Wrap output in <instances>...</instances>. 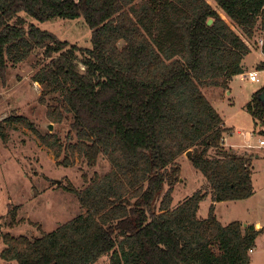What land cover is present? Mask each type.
Here are the masks:
<instances>
[{"label":"trees","instance_id":"trees-1","mask_svg":"<svg viewBox=\"0 0 264 264\" xmlns=\"http://www.w3.org/2000/svg\"><path fill=\"white\" fill-rule=\"evenodd\" d=\"M212 1L216 8L208 0H0V87L8 65L34 53L43 60L31 75L41 85L39 101L57 104L48 103L49 118L62 121L59 104L72 114L67 142L17 114L0 120V137L6 141V129L23 125L55 159L65 153L59 164L73 165L77 154L93 165L102 154L110 165L79 190L65 186L84 214L40 236L0 233L2 259L95 264L109 255L112 264H251L249 249L262 228L237 220L223 225L214 214V202L253 193L251 157L223 146L228 128L201 88H226L244 72L247 39L257 27L264 55V0ZM56 17H82L91 46L27 19ZM256 69H264V60ZM263 89L245 103L258 128ZM189 149L205 187L172 205L177 159ZM208 196L207 216L198 217ZM11 205L6 213L13 221Z\"/></svg>","mask_w":264,"mask_h":264},{"label":"rangeland","instance_id":"rangeland-1","mask_svg":"<svg viewBox=\"0 0 264 264\" xmlns=\"http://www.w3.org/2000/svg\"><path fill=\"white\" fill-rule=\"evenodd\" d=\"M214 8L212 0H208ZM228 23L231 21L221 11L219 12ZM34 22L41 29L52 32L56 37L67 40L81 47H90V29L82 17L74 20L56 17L45 21ZM254 36L248 40L251 53L243 61V70L238 76H233L226 88L204 86L201 88L208 100L217 108L225 119L229 130L225 133L223 144H232L237 150L246 149L248 144L260 155L253 159L254 193L243 200H225L215 203L214 214L225 225L234 220L260 222L264 227V145L258 146V127L255 125L245 103L259 87L264 84V69H256L262 52V33L258 27ZM122 44V42L120 43ZM253 50V51H252ZM43 63V60L32 53L21 63L9 64L6 70L7 85L0 87V120L11 114L24 115L40 133H56L62 142H67L70 112L63 111L62 121L55 122L47 114L48 103L51 107L57 104L51 100L39 101L41 85L33 81L32 74ZM82 68V66H81ZM257 71L258 81H250L249 71ZM48 124H52L49 130ZM8 128V137L3 141L0 137V233H10L13 236H40L50 232L72 218L85 213L78 202L77 196L65 189L71 185L77 190L85 184V179L93 177L94 173H105L110 165L102 154L93 165L86 164L82 158L75 157L73 165L59 164L65 153L55 159L53 152L39 142L37 136L23 125L15 124ZM253 131H256L252 133ZM249 133V134H248ZM186 153V152H185ZM185 153L177 161L181 164L180 177L172 191V205L183 201L197 189L204 188L202 175L194 167ZM250 153V152H248ZM192 154V150H191ZM250 155V154H249ZM56 180L60 183L56 184ZM210 199L201 201L197 216L205 218ZM8 204L16 206V216L13 221L7 215ZM11 207V208H12ZM244 224V223H243ZM6 247L0 236V253ZM253 263L264 264V229L256 238ZM0 264H17L15 260L5 261L0 257ZM95 264H112L110 256L104 255Z\"/></svg>","mask_w":264,"mask_h":264},{"label":"crops","instance_id":"crops-1","mask_svg":"<svg viewBox=\"0 0 264 264\" xmlns=\"http://www.w3.org/2000/svg\"><path fill=\"white\" fill-rule=\"evenodd\" d=\"M250 48H251V46H250ZM252 49V48H251ZM260 50V49H259ZM253 51V50H252ZM250 53H251V51H250ZM246 57V56H245ZM244 57V58H245ZM244 58H243V61H244ZM260 59H262V60H264V55H263V53H262V56H261V58ZM243 61H242V63H243ZM242 73H246V72H242ZM241 74V73H240ZM240 74H238V75H240ZM238 75H235V76H238ZM211 103V102H210ZM212 104V103H211ZM212 106H213V104H212ZM213 107H215V106H213ZM216 108V107H215ZM216 110H217V108H216ZM218 111V110H217ZM219 112V111H218ZM220 113V112H219ZM222 116V115H221ZM223 118V120H224V125H225V119H224V117H222ZM261 126V125H260ZM225 127H227L226 125H225ZM228 129H227V131L229 130V127H227ZM262 130V126H261V128H258V131H257V133H259L260 131ZM226 131V132H227ZM225 132V133H226ZM254 132H256V131H253L252 133H254ZM225 133H224V135H225ZM249 134V133H248ZM223 135V139H222V144L224 143V141H225V136ZM251 144H248V146H246L245 148L246 149H242L241 151L238 149L237 150V148H235L232 144H223V146H225L226 148H231L232 150H234L235 152H237V153H239V154H242V153H245L246 155H248L249 157H251L250 158V161H251V170H252V173H251V180H252V183L254 182V180H253V166H252V163L253 162H255V161H253V159H257V158H259L260 157V155L258 154V153H256L252 148H251V146H250ZM258 146H259V144H258ZM248 152H250V153H248ZM250 154V155H249ZM253 193H254V186H253ZM252 193V194H253ZM251 194V195H252ZM250 195V196H251ZM249 197V196H248ZM208 198L210 199V197L208 196ZM245 199V198H244ZM243 200V199H242ZM211 202H213L211 199H210V202H209V204L211 203ZM215 203H218V202H214V207L217 205H215ZM235 221V220H234ZM237 221H240L242 224L243 223H245V224H243V226H246V225H253V227H254V229H256V230H258V229H261L262 228V230L264 229V227L262 226V224L260 223V222H248L247 220H237ZM226 225V224H225ZM262 230L259 232V233H261L262 232ZM258 237V236H257ZM255 248H256V242H255V246H254ZM254 247L253 248H251V249H249V253H250V258H251V264L253 263V255H254Z\"/></svg>","mask_w":264,"mask_h":264},{"label":"built area","instance_id":"built-area-1","mask_svg":"<svg viewBox=\"0 0 264 264\" xmlns=\"http://www.w3.org/2000/svg\"><path fill=\"white\" fill-rule=\"evenodd\" d=\"M262 43V38H261V41ZM248 78L250 81H258V74H257V71H249L248 72ZM258 143H259V146L260 145H264V125L262 126V133L260 134V138H258Z\"/></svg>","mask_w":264,"mask_h":264},{"label":"water","instance_id":"water-1","mask_svg":"<svg viewBox=\"0 0 264 264\" xmlns=\"http://www.w3.org/2000/svg\"><path fill=\"white\" fill-rule=\"evenodd\" d=\"M211 22H212V19H209L207 23L210 24ZM258 99H260L261 103L264 105V89L259 93ZM47 128L49 130H51L52 129V124H48V127ZM185 155L190 158L191 157V149L187 150V152L185 153ZM59 183H60V181L59 180H56V184H59Z\"/></svg>","mask_w":264,"mask_h":264}]
</instances>
